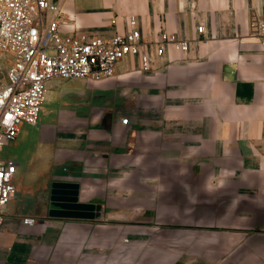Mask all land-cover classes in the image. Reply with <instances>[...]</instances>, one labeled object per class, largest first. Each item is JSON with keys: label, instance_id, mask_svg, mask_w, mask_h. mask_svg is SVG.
Returning a JSON list of instances; mask_svg holds the SVG:
<instances>
[{"label": "crops", "instance_id": "crops-1", "mask_svg": "<svg viewBox=\"0 0 264 264\" xmlns=\"http://www.w3.org/2000/svg\"><path fill=\"white\" fill-rule=\"evenodd\" d=\"M49 2L66 34L126 33L135 15L152 68L128 57L90 81L86 112L21 125L2 151L17 193L2 210L0 264H264V39L250 28L264 0ZM161 32L200 43L158 57ZM55 181L78 183L101 219L50 217Z\"/></svg>", "mask_w": 264, "mask_h": 264}, {"label": "built area", "instance_id": "built-area-1", "mask_svg": "<svg viewBox=\"0 0 264 264\" xmlns=\"http://www.w3.org/2000/svg\"><path fill=\"white\" fill-rule=\"evenodd\" d=\"M67 20L49 0H0V53L10 56L8 83L0 89V226L4 222L2 210L17 193V164L4 158L2 151L15 142L22 124H38L47 82L53 78L103 81L113 77L117 64L128 57H138L141 71L152 68V54L142 41L135 15L129 16L126 33L110 37L66 34L62 28ZM250 28L264 39V20L253 16ZM203 30L198 29L200 33ZM191 42L199 45L200 40L161 32L155 54L162 57L171 47L187 53ZM122 122L128 124L129 119ZM23 223L32 227L37 220L25 216Z\"/></svg>", "mask_w": 264, "mask_h": 264}, {"label": "rangeland", "instance_id": "rangeland-1", "mask_svg": "<svg viewBox=\"0 0 264 264\" xmlns=\"http://www.w3.org/2000/svg\"><path fill=\"white\" fill-rule=\"evenodd\" d=\"M6 74V65L0 62V78ZM59 82L49 91L46 89V99L40 110V123H55L63 116L69 117L76 111H87L94 101L93 83L86 79H70L69 81L58 80ZM47 88V85H46ZM108 96L105 98L107 99ZM104 98V97H103ZM63 114V115H61ZM12 150H4L3 155L14 157ZM17 178V172L15 173ZM14 175V176H15ZM16 182V181H14ZM15 185V184H14ZM233 260L234 257H228Z\"/></svg>", "mask_w": 264, "mask_h": 264}, {"label": "water", "instance_id": "water-1", "mask_svg": "<svg viewBox=\"0 0 264 264\" xmlns=\"http://www.w3.org/2000/svg\"><path fill=\"white\" fill-rule=\"evenodd\" d=\"M78 183L55 181L49 193V215L52 218L70 220H99L102 205L83 203L79 200Z\"/></svg>", "mask_w": 264, "mask_h": 264}]
</instances>
